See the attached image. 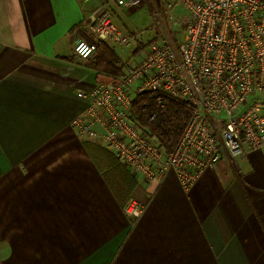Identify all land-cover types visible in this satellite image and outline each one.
<instances>
[{"label":"crops","instance_id":"crops-1","mask_svg":"<svg viewBox=\"0 0 264 264\" xmlns=\"http://www.w3.org/2000/svg\"><path fill=\"white\" fill-rule=\"evenodd\" d=\"M102 5L117 17L111 0H0V264H264V147L223 153L185 190L174 172L144 183L71 128L78 93L118 81L73 51Z\"/></svg>","mask_w":264,"mask_h":264},{"label":"built area","instance_id":"built-area-1","mask_svg":"<svg viewBox=\"0 0 264 264\" xmlns=\"http://www.w3.org/2000/svg\"><path fill=\"white\" fill-rule=\"evenodd\" d=\"M111 1L123 9L142 4ZM173 1L183 10L184 39L153 47L137 65H125L116 83L78 93L88 107L70 126L80 137L104 144L144 183L159 185L174 172L189 190L223 153L236 160L264 147V0ZM83 27L94 39L75 44L74 54L83 61L96 57L100 43L131 44L105 5L84 18ZM145 93L167 94L190 109L169 153L133 119L135 99ZM157 102L165 106L163 98ZM144 210L133 199L124 212L137 221Z\"/></svg>","mask_w":264,"mask_h":264},{"label":"trees","instance_id":"trees-1","mask_svg":"<svg viewBox=\"0 0 264 264\" xmlns=\"http://www.w3.org/2000/svg\"><path fill=\"white\" fill-rule=\"evenodd\" d=\"M112 45L100 43L97 49V55L91 68L99 73L113 76L119 80L122 77L123 64L118 53ZM143 48V47H142ZM143 49L136 48L133 56H136ZM116 80V81H117ZM158 98H163L166 105L160 109L158 106ZM154 114V119L150 120V115ZM190 116L189 107L181 101H178L167 94L145 93L136 97L133 105V119L152 139L156 140L163 151L169 153L177 144L183 127ZM116 176L118 196L128 198L126 191L130 190V183L127 171L120 163H113ZM118 181V182H117ZM131 199L126 200L124 205Z\"/></svg>","mask_w":264,"mask_h":264},{"label":"rangeland","instance_id":"rangeland-1","mask_svg":"<svg viewBox=\"0 0 264 264\" xmlns=\"http://www.w3.org/2000/svg\"><path fill=\"white\" fill-rule=\"evenodd\" d=\"M116 9L117 17L112 14L114 24L131 38L128 47H117L124 61L123 68L129 64L137 65L153 47L184 39L181 23L183 10L173 0H142V4L134 9ZM136 48L143 50L133 56Z\"/></svg>","mask_w":264,"mask_h":264}]
</instances>
